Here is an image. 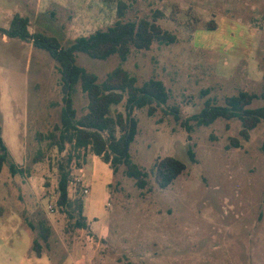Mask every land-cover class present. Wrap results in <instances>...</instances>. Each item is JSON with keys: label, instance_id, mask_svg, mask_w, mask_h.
Listing matches in <instances>:
<instances>
[{"label": "rangeland", "instance_id": "rangeland-1", "mask_svg": "<svg viewBox=\"0 0 264 264\" xmlns=\"http://www.w3.org/2000/svg\"><path fill=\"white\" fill-rule=\"evenodd\" d=\"M117 1L0 0V28L19 14L31 34L66 48L114 24ZM121 1L124 22H155L175 41L132 49L124 62L76 53L75 64L98 83L120 67L138 87L156 79L166 88L169 98L152 116L147 108L132 112L137 134L129 154L147 173L146 186L139 189L123 165L114 172L80 151L70 165L71 207L56 205L57 165L70 149L59 154L46 139L64 106L60 75L47 51L0 35V138L8 152L0 172V264H264V121L247 141L237 119L207 127L189 121L190 131L180 123L206 102L223 106L240 92L257 95L249 108L264 107V0ZM71 98L79 118L87 97L76 86ZM116 113L126 115L125 100L112 107ZM165 157L185 170L160 189L152 169ZM41 222L50 230L46 241Z\"/></svg>", "mask_w": 264, "mask_h": 264}, {"label": "trees", "instance_id": "trees-1", "mask_svg": "<svg viewBox=\"0 0 264 264\" xmlns=\"http://www.w3.org/2000/svg\"><path fill=\"white\" fill-rule=\"evenodd\" d=\"M108 2L110 0H101ZM126 4L117 1V20L106 29L96 30L92 34L78 37L63 48L54 38L29 32V19L16 14L12 17L7 29L0 28V35L21 41H31L34 48L48 52L56 64L60 75V85L64 94V106L60 112V123L54 126L53 132L46 136L48 146L56 148L59 154L69 151L60 159L57 165L56 205L59 208H70L71 201L68 194L71 181L70 165L75 158H79L80 151L90 152L109 164L113 171L118 167H125L127 177L135 180L139 189L146 186L147 173L135 165L130 157L129 148L137 134V121L132 116L133 110L147 108L148 116L155 113L156 107L165 105L169 95L163 83L156 79H149L141 86H136V80L122 68L111 71L101 83L97 77L87 73L75 64V54L83 53L96 60H106L112 55L126 61L131 50H149L153 43L172 44L175 37L162 30L155 22L146 19L124 22ZM78 86L88 100L87 112L76 115L73 108L72 92ZM258 97L254 94L240 92L225 99L223 106L212 105L206 102L204 108L196 115L180 122L187 131L191 130L189 121H194L197 127H207L218 119H237L241 124L240 137L247 141L249 132L264 121V107L251 109L249 106ZM125 100L126 115L111 114L114 106ZM174 111L175 120L180 121ZM231 142L239 147L237 139ZM0 172L7 160V148L0 138ZM191 157L192 154L190 153ZM42 158L41 154L34 158L37 163ZM12 170H15L12 166ZM185 170V165L172 157L158 160L152 169L154 181L160 189L172 185L175 179ZM76 206L81 212L82 202L77 201ZM79 228H85L83 222L78 223ZM50 233L44 222L40 223V236L46 241ZM36 254L40 251L36 244Z\"/></svg>", "mask_w": 264, "mask_h": 264}, {"label": "crops", "instance_id": "crops-1", "mask_svg": "<svg viewBox=\"0 0 264 264\" xmlns=\"http://www.w3.org/2000/svg\"><path fill=\"white\" fill-rule=\"evenodd\" d=\"M84 36H86V35H80L79 37H84ZM95 223V222H94ZM93 223V224H94ZM93 224H91V226H96L97 228H99L100 226H98V225H93ZM87 225H90V224H88V222H87ZM38 256V255H37ZM41 257V253H40V255L38 256V258H40ZM90 260L93 262L95 259L93 258V255L91 256V258H90ZM101 261H102V259H101ZM29 264H30V262H29Z\"/></svg>", "mask_w": 264, "mask_h": 264}, {"label": "built area", "instance_id": "built-area-1", "mask_svg": "<svg viewBox=\"0 0 264 264\" xmlns=\"http://www.w3.org/2000/svg\"><path fill=\"white\" fill-rule=\"evenodd\" d=\"M85 193H87V191H84Z\"/></svg>", "mask_w": 264, "mask_h": 264}]
</instances>
